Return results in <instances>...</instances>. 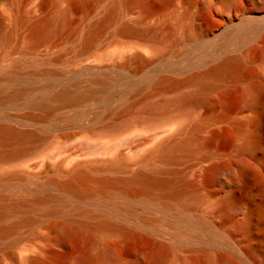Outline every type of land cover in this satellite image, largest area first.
Returning <instances> with one entry per match:
<instances>
[{
    "label": "rangeland",
    "instance_id": "1",
    "mask_svg": "<svg viewBox=\"0 0 264 264\" xmlns=\"http://www.w3.org/2000/svg\"><path fill=\"white\" fill-rule=\"evenodd\" d=\"M111 1L0 0V129L29 134L0 147V204L45 201L27 223L22 213L0 220L15 225L0 236V264H56L82 247L60 244L65 227L92 235L91 264H264V0H147L151 14L122 7L83 44ZM57 11H67L62 29L30 49L29 25L54 23ZM14 16L24 22L14 26ZM124 24L156 34L121 32ZM234 60L241 72L224 71ZM163 80L178 85L161 89ZM62 92L85 96L53 102ZM203 99L208 108L195 104ZM78 163L89 180L75 191L67 183ZM220 163L223 176L207 181ZM137 175L195 187L162 207L157 189L146 200L139 184L103 182ZM101 217L135 230L143 253L95 229ZM157 247L168 251L161 261Z\"/></svg>",
    "mask_w": 264,
    "mask_h": 264
},
{
    "label": "bare ground",
    "instance_id": "2",
    "mask_svg": "<svg viewBox=\"0 0 264 264\" xmlns=\"http://www.w3.org/2000/svg\"><path fill=\"white\" fill-rule=\"evenodd\" d=\"M69 1H80V0H69ZM96 3L101 4L104 0H94ZM136 6L138 7L145 15H149L153 11V6L148 4L147 0H114L107 4L104 15L95 21L88 29L86 33V37L83 40V44H88L92 39L99 34L106 26L111 24L115 18L117 13L119 12L120 8L122 7H131ZM67 17V11H57L55 14V21L54 23H51L49 21H46L44 18H40L36 20L35 22L31 23L29 25V38L31 41L30 49L34 48L37 44L42 42L44 39L49 37L50 35L54 33H58ZM23 19L19 16L13 17V24L14 26H20L23 23ZM188 29V31H190ZM121 32H128L131 34H139L143 33L146 36H155L156 31L154 28H147L144 30H140L138 28L132 27L128 24H124L120 27ZM169 35V31H166V36ZM8 35L3 32V30L0 27V40L1 39H7ZM164 38V37H162ZM136 56V55H135ZM138 56V55H137ZM224 71H235V72H241L242 64L239 60H234L230 65H228L227 68H223ZM195 80V78H194ZM178 85L176 82H170L163 80L161 81L159 87L162 89L164 87H168L173 89L175 86ZM85 95L84 94H66V93H59L56 95L53 99V102L58 101H66L70 104H76L81 99H83ZM17 97V93H12L9 96H7L5 99L12 100ZM232 96H229L225 100L220 101V104L222 106L227 107L230 103V100L232 99ZM250 98H253L250 96ZM183 103L188 102L187 98L181 99ZM212 101L209 100H198L195 102L196 105H201L206 108H208L211 105ZM40 108L44 111L48 109V107L41 105ZM220 133L219 132H213L212 133V139L219 138ZM29 138V134H18L15 133L12 130L8 129H0V147L7 146L9 144H13L17 141L25 140ZM227 138V137H226ZM211 139V140H212ZM224 139V138H223ZM228 139V138H227ZM227 139H224L227 141ZM209 140L207 144L210 143ZM225 165L220 163L216 164L213 167L207 169L206 171V180L208 181H217L219 180L223 174L225 173ZM69 182L67 183V186L69 188L73 189V182L74 181H82L86 182L89 180L88 176L84 174L82 171L76 172L73 176H71ZM107 182L110 186H116L118 188H126L129 186H133L135 184H139L141 186V193L145 196V199L148 200L149 194L146 192V190H153L157 189L158 196H159V202L162 207H174L175 202L177 199L188 192L190 189H193L195 187V184L192 182H188L183 184L179 188H172L169 185V182L164 180H155L150 179L148 177L137 175L134 179L129 181H103ZM114 182V183H112ZM76 191V190H75ZM75 194H80L79 192ZM4 204H0V220H4L7 216L22 213V219L20 222L27 223L29 221L28 214L34 209V207H39L45 204V201H37L33 204L27 205V204H11L7 202H3ZM129 210V208H126ZM56 208L52 209L51 212H55ZM82 210L78 209L77 212H81ZM224 212L227 216L231 215L235 212L234 207H227L225 208ZM147 222V220H146ZM142 223H145V220H142ZM15 228V225L13 224H7L4 226H0V236L3 234H7L10 231H12ZM95 229L98 230H110L115 232H120L124 238L129 242L130 245L136 246L135 254L140 255L143 253V248L140 246L138 242V235L135 230L126 228L125 226L115 223L112 220H109L107 218L101 217L94 225ZM239 229L243 231L245 234H247L248 230V223L244 221L243 223H240ZM199 238V237H198ZM80 240L81 242V248L80 249H73L69 253L60 255L56 259V264H91L92 258L90 256V247L93 242V237L91 234H83L79 232L74 227H65L62 231L61 237H60V244L67 245L74 240ZM137 243L139 245H137ZM247 252H249L248 249H246ZM168 253V251L164 248H155L154 254L155 256L161 261L162 258ZM134 254V255H135ZM104 257L110 258L112 253L110 250H105L102 254ZM255 259V258H254ZM26 264H44L43 261L39 260L36 257L28 258L26 260ZM191 264H208L206 259L203 257H199L191 262ZM220 264H226V261L222 258L220 259Z\"/></svg>",
    "mask_w": 264,
    "mask_h": 264
},
{
    "label": "water",
    "instance_id": "3",
    "mask_svg": "<svg viewBox=\"0 0 264 264\" xmlns=\"http://www.w3.org/2000/svg\"><path fill=\"white\" fill-rule=\"evenodd\" d=\"M85 163H78L76 164L73 168H72V175H74L76 172L78 171H82L83 172V169L82 167H84Z\"/></svg>",
    "mask_w": 264,
    "mask_h": 264
}]
</instances>
